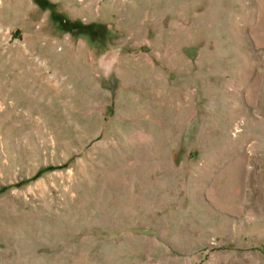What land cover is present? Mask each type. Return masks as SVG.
Listing matches in <instances>:
<instances>
[{"label": "rangeland", "instance_id": "374dc122", "mask_svg": "<svg viewBox=\"0 0 264 264\" xmlns=\"http://www.w3.org/2000/svg\"><path fill=\"white\" fill-rule=\"evenodd\" d=\"M0 264H264V0H0Z\"/></svg>", "mask_w": 264, "mask_h": 264}]
</instances>
